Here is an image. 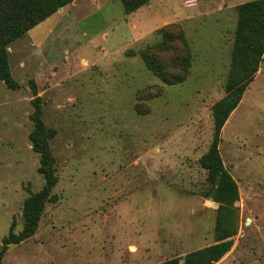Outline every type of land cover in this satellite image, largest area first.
Returning <instances> with one entry per match:
<instances>
[{"label": "rangeland", "instance_id": "rangeland-1", "mask_svg": "<svg viewBox=\"0 0 264 264\" xmlns=\"http://www.w3.org/2000/svg\"><path fill=\"white\" fill-rule=\"evenodd\" d=\"M216 2L223 0L201 6ZM59 10L9 47L21 88L0 81V251L23 230L25 200L45 185L29 139L31 81L45 130L56 133L48 146L59 179L58 202L46 204L35 236L10 246L2 264H184L222 241L233 246L217 264H264V62L222 130V176L236 185L225 193L226 182H211L200 161L214 140L213 107L226 97V21H206L190 36V74L193 53L176 26L165 30L174 38L163 45L146 46L151 36L130 48L119 0H78ZM146 13L130 19L147 30L161 24ZM145 54L171 81L190 74L187 82L165 86Z\"/></svg>", "mask_w": 264, "mask_h": 264}, {"label": "trees", "instance_id": "trees-1", "mask_svg": "<svg viewBox=\"0 0 264 264\" xmlns=\"http://www.w3.org/2000/svg\"><path fill=\"white\" fill-rule=\"evenodd\" d=\"M77 0H46L36 2L34 0H0V81L4 83L10 91H18L21 85L17 83L9 68V47L19 39L24 38L31 30L52 17L59 9H63ZM126 15L137 12L149 4V0H120ZM238 22L236 27L235 42L232 53L231 69L229 72L226 97L220 100L213 107L214 117V140L210 151L201 159V165L209 172L211 182L223 180L226 182L224 192H235L236 185L233 181L222 176L223 164L219 147L221 144L222 130L228 122L232 112H234L242 100V96L248 87L255 81L259 73L260 66L264 62V0H258L241 5L237 9ZM176 26V25H173ZM166 27L160 31L161 42L157 46L165 43L166 36L173 39L174 35L165 34ZM181 29V27L176 26ZM183 32V30L181 29ZM183 38L188 44L185 35ZM155 46V45H154ZM189 46V44H188ZM190 48V47H189ZM191 51V49H190ZM145 66L165 85H182L186 82L187 75L176 77L170 80L168 74L152 55H143ZM192 66V62H191ZM243 80V83H242ZM239 82L242 85H239ZM30 88L35 95L33 102L34 114L31 120L34 124V131L29 139L34 152L40 155L39 174L44 177L45 185L43 189L24 202L23 221L24 227L18 235L11 233L3 240V247L0 251V264L8 249L12 245H21L35 236L39 229L40 220L44 208L48 203H57L58 199L52 196L53 189L58 185L59 179L55 176V159L51 155L48 140L56 133H47L42 121V100L37 94V85L30 82ZM158 89L155 97L160 96ZM142 115V114H141ZM49 135V139H46ZM228 180V181H226ZM231 241H222L214 246L199 250L187 255L184 264H217L232 249ZM163 264H180L179 261H169Z\"/></svg>", "mask_w": 264, "mask_h": 264}, {"label": "crops", "instance_id": "crops-1", "mask_svg": "<svg viewBox=\"0 0 264 264\" xmlns=\"http://www.w3.org/2000/svg\"><path fill=\"white\" fill-rule=\"evenodd\" d=\"M77 1H75L74 3H76ZM209 1L210 0H149V4L147 6L142 7L137 12L131 15H126L124 7L122 5L124 15L128 19V21L126 19L125 22L128 31L130 33V37L132 38V41L130 42V44L132 45L130 46V48H133L132 46L138 44L139 42H143L144 40L146 41V39L151 36H153L152 41L154 42L151 44L146 43V46L147 45L151 46L154 44L156 45L157 43L161 42L160 31L162 29L173 25L179 26L183 30V33L189 44L191 52L193 53V61L190 69V74H192V69L194 65H196V56H195L194 43L191 41L190 36L197 35L198 30H200V27H202V24L206 23V21H210L212 23L214 22L219 23V21L225 20L227 27H225V30L223 31L224 33H221L222 38L220 40L221 41L220 44H221V48H223V51L224 50L230 51V65L227 72L228 74L231 69L232 53L234 48V38L232 36V29L234 26H237V20H238L237 9L241 5H238L236 0H223V2L220 3L216 2L215 5L217 6H214L213 3H210L211 5L210 4L207 5L209 6L207 8H203L201 6L202 2H209ZM142 10H146L147 16H154V17L156 16L161 24L159 26L147 30V28L145 29L141 27V25L139 26L138 23L132 22L130 17L141 12ZM217 16H221V17H217ZM140 20L141 18H139V21ZM229 29H231V33H229ZM228 48L230 50H228ZM138 51H136V53H138ZM261 74H262V69L257 74V77L260 76ZM222 83L223 81L221 80L217 82L215 89H213V94H212L213 97H216L218 95L219 93L218 87ZM229 122H227V124Z\"/></svg>", "mask_w": 264, "mask_h": 264}, {"label": "water", "instance_id": "water-1", "mask_svg": "<svg viewBox=\"0 0 264 264\" xmlns=\"http://www.w3.org/2000/svg\"><path fill=\"white\" fill-rule=\"evenodd\" d=\"M59 11H63V9H60Z\"/></svg>", "mask_w": 264, "mask_h": 264}]
</instances>
